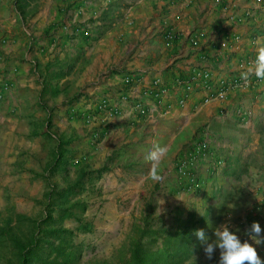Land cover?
Instances as JSON below:
<instances>
[{"label":"crops","instance_id":"obj_1","mask_svg":"<svg viewBox=\"0 0 264 264\" xmlns=\"http://www.w3.org/2000/svg\"><path fill=\"white\" fill-rule=\"evenodd\" d=\"M258 39L264 41V0H0V122L7 111L47 114L45 101L82 91L57 112L71 118L76 157L90 169L109 166L102 180L110 221L128 220L141 206L147 211L160 195L158 212L205 211L231 170L261 150L264 85L205 102V91L187 94L175 82L199 67L214 77L235 74L241 61L256 57ZM102 100L106 114L97 109ZM241 109L250 114L246 123ZM89 113L98 114L92 124L81 119ZM154 143L169 148L160 181L149 177L145 160ZM186 157L199 185L188 194L177 172ZM254 194L249 225L236 232L242 241L254 221L264 229V179ZM122 199L129 205L117 203ZM254 246L264 259V245Z\"/></svg>","mask_w":264,"mask_h":264},{"label":"rangeland","instance_id":"obj_2","mask_svg":"<svg viewBox=\"0 0 264 264\" xmlns=\"http://www.w3.org/2000/svg\"><path fill=\"white\" fill-rule=\"evenodd\" d=\"M82 94L77 91V96H68L69 101H45L42 105L50 110L44 115L20 117L7 111L0 122V264H19L15 240H31L36 232L41 247L32 255L31 264H134L135 242H140L147 260L157 259L155 264H219L220 249L208 259L194 230L204 229L206 236L215 239L214 230L220 224H229L235 233L249 225L257 202L254 192L264 179V144L254 158L240 162L243 165L239 170H231L234 174L214 190L205 211L195 208L185 213L165 206L158 212L160 195L147 211V205L141 206V212L132 214V218L112 222L106 215L108 199L103 198L107 194L102 180L106 171L99 175L100 168L90 169L87 162L76 157L77 138L69 131L71 118L57 112L66 104H75ZM88 115L81 119L92 124ZM190 162L186 157L177 167L187 194L199 189L198 182L191 178ZM81 178L84 187L67 197L66 203L61 205L54 195V204H50L47 194L51 189L67 187ZM125 201L117 203L128 206ZM73 203L71 210H64ZM49 213L51 217L45 221ZM36 223H40L41 232ZM52 227L59 228V233L45 234L44 230Z\"/></svg>","mask_w":264,"mask_h":264},{"label":"clouds","instance_id":"obj_3","mask_svg":"<svg viewBox=\"0 0 264 264\" xmlns=\"http://www.w3.org/2000/svg\"><path fill=\"white\" fill-rule=\"evenodd\" d=\"M257 44L254 61L245 72L241 73V78L245 81L250 75L264 79V41L258 39ZM168 150V145L154 143L145 153V160L151 164L149 177L154 181L162 179L159 174V165ZM194 235L199 238L202 246H204L208 259H212L217 248L220 249L219 264H264V259L260 257L257 248L254 246L264 245V229L261 228L259 222L254 221L251 224L245 232V236L249 239L243 241L235 232L230 230L227 223L220 224L215 228V239L206 236L204 229L194 230Z\"/></svg>","mask_w":264,"mask_h":264},{"label":"built area","instance_id":"obj_4","mask_svg":"<svg viewBox=\"0 0 264 264\" xmlns=\"http://www.w3.org/2000/svg\"><path fill=\"white\" fill-rule=\"evenodd\" d=\"M258 2H262L263 0H257ZM85 35H89V31H84ZM168 42L173 38V35L170 33L167 36ZM196 40H194L195 42ZM254 57L251 59H246L239 63V68L236 69L235 74L232 75H223L214 77L212 69L209 67H199L196 68L192 74V76L186 81H176L175 85H181L185 88L186 93H191L195 90H203L206 92L204 101L209 102L213 99H225L229 92L233 89H246L251 87H261L264 85V79H259L254 75H250L248 80L245 81L241 78V73L245 72L248 67L251 66L254 61ZM129 80H127L128 82ZM159 79L154 81L155 85L159 84ZM3 85L0 84V98L2 97ZM108 101L102 100L98 105L97 109L100 113H105L108 110ZM140 106V105H138ZM240 117L243 119V122L249 121L250 114L245 109H241ZM98 116L97 113H89L88 121H94ZM206 146L202 145L201 149L203 150Z\"/></svg>","mask_w":264,"mask_h":264},{"label":"trees","instance_id":"obj_5","mask_svg":"<svg viewBox=\"0 0 264 264\" xmlns=\"http://www.w3.org/2000/svg\"><path fill=\"white\" fill-rule=\"evenodd\" d=\"M258 132L261 136L260 142H261V144H264V120L259 122ZM108 169H109V166L105 165L104 167L98 169L97 172L100 175L103 171H107ZM82 187H84V180H82V178H81L78 181H76L75 183L68 185L67 187H64L61 189H58V188L51 189L47 194V196L50 199V204H54L52 196L55 195V196H58V198H60V200L62 202L61 205H63L64 203H66L67 197L74 195L75 192H77V190L82 188ZM75 204L76 203H73L69 207H66L65 209L64 208L63 209L66 211H69V210H71V208ZM49 217H51L50 213L48 214V216L44 220L46 221ZM39 224L40 223H36V225L38 227V231L41 232L40 231L41 227L39 226ZM44 231H45V234H50L51 231L53 233H59L60 229L57 227H55V228L52 227V228H46ZM40 242H41V238L37 237V232L33 235L31 240H28V241L15 240V244L19 250V256H20L19 264H31L32 263V261H33L32 255L34 254V252H36L40 249V247H41ZM159 255H163V253H160ZM132 257L134 260V264H155V262L157 260V259L147 260L144 257V255L141 253L140 242L134 243L133 248H132Z\"/></svg>","mask_w":264,"mask_h":264}]
</instances>
